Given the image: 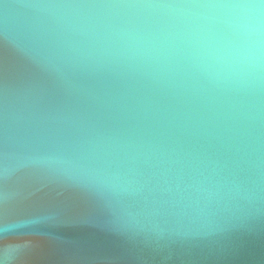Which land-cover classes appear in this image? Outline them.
<instances>
[{"label":"water","instance_id":"1","mask_svg":"<svg viewBox=\"0 0 264 264\" xmlns=\"http://www.w3.org/2000/svg\"><path fill=\"white\" fill-rule=\"evenodd\" d=\"M178 2L0 0V264H264V74L154 47Z\"/></svg>","mask_w":264,"mask_h":264},{"label":"clouds","instance_id":"2","mask_svg":"<svg viewBox=\"0 0 264 264\" xmlns=\"http://www.w3.org/2000/svg\"><path fill=\"white\" fill-rule=\"evenodd\" d=\"M264 0H190L140 5L165 20L150 39L217 84L242 87L264 74Z\"/></svg>","mask_w":264,"mask_h":264}]
</instances>
